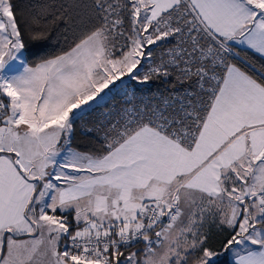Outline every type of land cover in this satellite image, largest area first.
Masks as SVG:
<instances>
[{
    "label": "snow or ice",
    "instance_id": "snow-or-ice-1",
    "mask_svg": "<svg viewBox=\"0 0 264 264\" xmlns=\"http://www.w3.org/2000/svg\"><path fill=\"white\" fill-rule=\"evenodd\" d=\"M0 264H264V0H0Z\"/></svg>",
    "mask_w": 264,
    "mask_h": 264
},
{
    "label": "trees",
    "instance_id": "trees-1",
    "mask_svg": "<svg viewBox=\"0 0 264 264\" xmlns=\"http://www.w3.org/2000/svg\"><path fill=\"white\" fill-rule=\"evenodd\" d=\"M18 2H21V3H23V2H24V0H18ZM250 55H251V54H250ZM253 59H254V60H256V57H253ZM153 85H156V86H158L159 84H153ZM153 85H152V86H153ZM76 140H77V142H78V143H81V142H83V141H84V138H83V137H81V136L79 135V133H77Z\"/></svg>",
    "mask_w": 264,
    "mask_h": 264
},
{
    "label": "built area",
    "instance_id": "built-area-1",
    "mask_svg": "<svg viewBox=\"0 0 264 264\" xmlns=\"http://www.w3.org/2000/svg\"><path fill=\"white\" fill-rule=\"evenodd\" d=\"M157 87H160V88H161V91H163V90H164V87H163V86H161V85H158V86H156V85H153V86H152L153 90H155ZM165 94H167V93H165Z\"/></svg>",
    "mask_w": 264,
    "mask_h": 264
}]
</instances>
